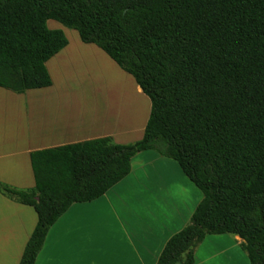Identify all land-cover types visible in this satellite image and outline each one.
Instances as JSON below:
<instances>
[{
  "label": "trees",
  "instance_id": "16d2710c",
  "mask_svg": "<svg viewBox=\"0 0 264 264\" xmlns=\"http://www.w3.org/2000/svg\"><path fill=\"white\" fill-rule=\"evenodd\" d=\"M77 31L133 77L150 100L142 139L111 137L30 153L35 186L0 193L37 215L19 264H34L73 203L105 194L139 152L178 163L202 192L190 223L157 264H193L207 235L234 234L264 264V0H0V87L52 86L46 62Z\"/></svg>",
  "mask_w": 264,
  "mask_h": 264
},
{
  "label": "crops",
  "instance_id": "0c3cea01",
  "mask_svg": "<svg viewBox=\"0 0 264 264\" xmlns=\"http://www.w3.org/2000/svg\"><path fill=\"white\" fill-rule=\"evenodd\" d=\"M47 26L60 28L53 20ZM63 33L68 45L46 62L52 86L22 94L0 87V183L32 189L33 151L103 137L128 144L144 135L150 103L143 95L148 113L140 131L120 126V89L126 80L131 90L142 93L135 80L131 85L112 59L96 45L83 43L78 33L73 40ZM99 58H108L112 65L104 61L105 69L119 76L111 112L103 96L68 85L81 79L71 74L72 68H82L85 60L98 66ZM202 199L176 161L151 150L139 152L128 176L95 200L73 203L57 219L34 264H157L167 241L190 223ZM36 223L32 207L0 193V264L20 263ZM242 242L234 234L207 235L194 250L193 264H249Z\"/></svg>",
  "mask_w": 264,
  "mask_h": 264
},
{
  "label": "rangeland",
  "instance_id": "374dc122",
  "mask_svg": "<svg viewBox=\"0 0 264 264\" xmlns=\"http://www.w3.org/2000/svg\"><path fill=\"white\" fill-rule=\"evenodd\" d=\"M54 22L60 26L59 29L66 32V35L67 37H69V39L73 40L75 38L74 34H77V31L66 28L65 26L61 25L56 21ZM97 61H99L100 63V65L98 66L93 64L91 60L90 61L85 60L82 68L80 69L78 68L79 64L77 65L76 69L72 68L71 74L75 75L76 73L77 75L81 76V79L78 80V82H75L72 79L73 81L68 85L72 88L73 91H77V92L81 91L79 93L85 95L98 94L103 96L104 99L108 101L109 103L108 110L109 112H111L113 108L112 101L117 99V96L119 94V88H120L119 76L115 71L111 70L110 68L105 69L106 64L104 61L112 65V63L109 61L108 58L106 60L99 58ZM101 66L104 67L103 68L104 70L102 69L103 71L99 70V67ZM117 68L119 69L117 71L121 73L123 76L127 77L130 80V84H131V82L134 80L133 77L128 73H126L125 71H123L119 66H117ZM127 85H128L127 81L124 80L122 87L120 89L122 94L121 107L119 110L120 126H130L134 130L137 129V131H140L146 113H148L147 112L148 107L144 103L143 96H145L148 100L149 98L143 93L140 92L135 93V91L131 90L130 86ZM95 91H97V93ZM135 102H136V108H135ZM149 113H150V108H149Z\"/></svg>",
  "mask_w": 264,
  "mask_h": 264
}]
</instances>
